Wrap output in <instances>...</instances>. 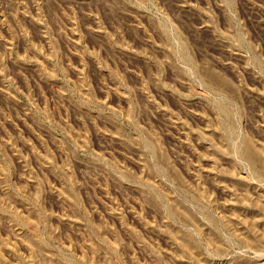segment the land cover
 I'll use <instances>...</instances> for the list:
<instances>
[{"label":"rangeland","instance_id":"1","mask_svg":"<svg viewBox=\"0 0 264 264\" xmlns=\"http://www.w3.org/2000/svg\"><path fill=\"white\" fill-rule=\"evenodd\" d=\"M0 264H264V0H0Z\"/></svg>","mask_w":264,"mask_h":264}]
</instances>
